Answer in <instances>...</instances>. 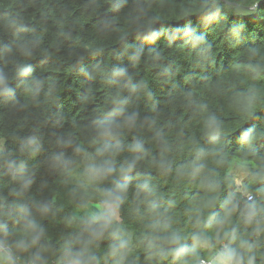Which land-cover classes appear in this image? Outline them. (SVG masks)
<instances>
[{
	"label": "trees",
	"instance_id": "1",
	"mask_svg": "<svg viewBox=\"0 0 264 264\" xmlns=\"http://www.w3.org/2000/svg\"><path fill=\"white\" fill-rule=\"evenodd\" d=\"M0 245L264 264V0H0Z\"/></svg>",
	"mask_w": 264,
	"mask_h": 264
},
{
	"label": "rangeland",
	"instance_id": "2",
	"mask_svg": "<svg viewBox=\"0 0 264 264\" xmlns=\"http://www.w3.org/2000/svg\"><path fill=\"white\" fill-rule=\"evenodd\" d=\"M85 169H86L85 178L83 176V173H77L73 179V182L78 183V184H83L86 188L93 189L95 186L93 183L94 178H95L94 172L92 170L93 168L91 165L86 164ZM232 174L236 179L237 186L239 187V189H241L243 178L246 175L243 166L240 164L235 165ZM91 207L92 206H89L88 209H83L79 213L80 214L79 216H81V218L83 219H94L96 217V214L94 211H92L93 209L91 210ZM96 208L98 210V214L100 215V217L102 216V214H104L105 211L112 209L111 207H108L106 205H103V207L97 206ZM3 256H6V261L12 260L11 255H9L8 253H4Z\"/></svg>",
	"mask_w": 264,
	"mask_h": 264
},
{
	"label": "built area",
	"instance_id": "3",
	"mask_svg": "<svg viewBox=\"0 0 264 264\" xmlns=\"http://www.w3.org/2000/svg\"><path fill=\"white\" fill-rule=\"evenodd\" d=\"M241 191V190H240ZM242 195H243V198L247 199V201H252L253 200V195L250 194V193H247V192H244V191H241ZM226 246L223 245L222 249H221V252L223 251V249L225 248ZM0 253H10V250L8 247H4L2 245H0ZM215 258L213 259H203L201 260L200 264H215ZM225 264H233V263H225Z\"/></svg>",
	"mask_w": 264,
	"mask_h": 264
},
{
	"label": "crops",
	"instance_id": "4",
	"mask_svg": "<svg viewBox=\"0 0 264 264\" xmlns=\"http://www.w3.org/2000/svg\"><path fill=\"white\" fill-rule=\"evenodd\" d=\"M216 260L218 261V262H221V263H223V260H222V257L221 256H219L218 258H216ZM225 263V262H224ZM223 263V264H224Z\"/></svg>",
	"mask_w": 264,
	"mask_h": 264
}]
</instances>
